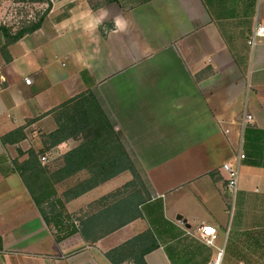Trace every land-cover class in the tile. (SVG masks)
Masks as SVG:
<instances>
[{
	"label": "crops",
	"instance_id": "crops-1",
	"mask_svg": "<svg viewBox=\"0 0 264 264\" xmlns=\"http://www.w3.org/2000/svg\"><path fill=\"white\" fill-rule=\"evenodd\" d=\"M48 1L39 27L3 50L0 32V136L24 134L0 142V264H111L104 253L144 230L157 243L146 264H208L218 248L221 264H264V36L246 42L264 25V0ZM84 91L149 194L138 217L91 244L77 232L55 241L12 164L43 149L53 168L78 144L44 149L42 136L56 127L48 112ZM243 112L252 120L241 127ZM239 151L232 196L221 164ZM128 179L121 172L65 208L79 214ZM200 224L215 228L214 246Z\"/></svg>",
	"mask_w": 264,
	"mask_h": 264
},
{
	"label": "trees",
	"instance_id": "trees-1",
	"mask_svg": "<svg viewBox=\"0 0 264 264\" xmlns=\"http://www.w3.org/2000/svg\"><path fill=\"white\" fill-rule=\"evenodd\" d=\"M49 5L47 1V8L35 22L20 27L14 33L0 25L5 40L2 50L8 43L37 29ZM48 113L52 114L56 127L43 134V148L47 149L67 139L78 140V144L64 152L53 168L40 162L39 153L43 149L34 151L29 148L24 152L26 157L22 161L13 159L12 164L40 216L52 229L55 241L77 232L84 241L94 243L103 235L138 217V204L147 199L149 194L112 124L90 91L73 96ZM23 137L22 127H18L0 136V142L17 141ZM80 171H84V177L77 178L61 192L57 191V184ZM124 171L129 173L130 179L120 188L94 201L97 209L82 215H73L66 210V202ZM139 188L146 196L133 200L131 196L139 193ZM156 246L152 233L144 230L107 250L104 256L111 264H146L144 255Z\"/></svg>",
	"mask_w": 264,
	"mask_h": 264
},
{
	"label": "rangeland",
	"instance_id": "rangeland-1",
	"mask_svg": "<svg viewBox=\"0 0 264 264\" xmlns=\"http://www.w3.org/2000/svg\"><path fill=\"white\" fill-rule=\"evenodd\" d=\"M47 1L48 0H0V25L8 28L11 33L16 32L20 27L35 22L37 18L42 15V12L47 8ZM129 179H130V175H129ZM74 182L71 183L61 182L57 184L56 185L57 191L61 192L65 187L69 186ZM120 187L121 185L119 187L112 189L109 192H112ZM139 190H140L139 193H136L134 196H131L133 200H138L139 198H143L146 196V193L144 191H142L140 188ZM101 196L97 197L89 204H86V206H84L82 210L79 211V214L74 212L72 214L82 215L84 213L91 212L97 209L96 204H94V201H96Z\"/></svg>",
	"mask_w": 264,
	"mask_h": 264
},
{
	"label": "built area",
	"instance_id": "built-area-1",
	"mask_svg": "<svg viewBox=\"0 0 264 264\" xmlns=\"http://www.w3.org/2000/svg\"><path fill=\"white\" fill-rule=\"evenodd\" d=\"M264 36V25L257 23L252 29L251 34L248 36L246 42L249 46H253L257 39ZM24 81L26 83L29 82L28 78H25ZM252 120V116L248 113L243 112V115L239 121V125L244 127L247 123H250ZM228 130L225 129V132ZM244 157L242 152H238L233 159L225 161L221 164V168L225 173V187L228 192L233 196L237 190V182H238V163ZM41 160H44V157H40ZM74 224H77L76 220H73ZM199 232V236L201 239L210 246H214L215 241V228L212 225H202L200 224L197 227ZM221 254L222 250L220 248L217 249L215 256L208 262V264H221Z\"/></svg>",
	"mask_w": 264,
	"mask_h": 264
},
{
	"label": "water",
	"instance_id": "water-1",
	"mask_svg": "<svg viewBox=\"0 0 264 264\" xmlns=\"http://www.w3.org/2000/svg\"><path fill=\"white\" fill-rule=\"evenodd\" d=\"M176 218H177L178 220H180V216H177ZM183 222H184V220H183Z\"/></svg>",
	"mask_w": 264,
	"mask_h": 264
}]
</instances>
